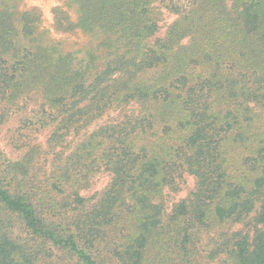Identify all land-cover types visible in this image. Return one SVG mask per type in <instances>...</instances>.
I'll return each instance as SVG.
<instances>
[{"label":"trees","instance_id":"16d2710c","mask_svg":"<svg viewBox=\"0 0 264 264\" xmlns=\"http://www.w3.org/2000/svg\"><path fill=\"white\" fill-rule=\"evenodd\" d=\"M18 2L0 0V127L20 115L0 264H264V0H68L53 27L89 35L80 53Z\"/></svg>","mask_w":264,"mask_h":264},{"label":"rangeland","instance_id":"374dc122","mask_svg":"<svg viewBox=\"0 0 264 264\" xmlns=\"http://www.w3.org/2000/svg\"><path fill=\"white\" fill-rule=\"evenodd\" d=\"M68 0H19L18 10L25 11L32 8H38L42 13V23L40 25V32L44 33L48 40L58 42L64 52H79L85 51L87 47L92 45V38L89 35L77 31L75 33H57L53 27L54 24V13L55 8H64L69 11L73 20L77 19L78 14L76 10L70 9L68 6ZM165 11V10H164ZM176 16L165 11L163 21L161 23V30L158 36H164L168 26L175 20ZM96 43V42H95ZM113 113H110L99 122L104 123L110 117H114ZM20 126V115H17L10 119V121L4 126L0 127V151L7 159L15 160L19 157V153L15 152L14 147L10 144V138L16 134ZM49 136V132H43L38 136V143L42 146ZM110 176L106 173L99 174L93 186L83 192V195L87 198L93 196H99L104 188L108 185ZM195 180L193 177H186V182L183 184L181 191L175 195L172 199V203L179 202L180 200L187 198L190 193L194 190Z\"/></svg>","mask_w":264,"mask_h":264}]
</instances>
